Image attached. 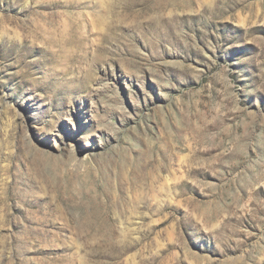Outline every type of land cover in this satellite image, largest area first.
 I'll use <instances>...</instances> for the list:
<instances>
[{"label": "rangeland", "instance_id": "374dc122", "mask_svg": "<svg viewBox=\"0 0 264 264\" xmlns=\"http://www.w3.org/2000/svg\"><path fill=\"white\" fill-rule=\"evenodd\" d=\"M0 264H264V0H0Z\"/></svg>", "mask_w": 264, "mask_h": 264}, {"label": "bare ground", "instance_id": "6f19581e", "mask_svg": "<svg viewBox=\"0 0 264 264\" xmlns=\"http://www.w3.org/2000/svg\"><path fill=\"white\" fill-rule=\"evenodd\" d=\"M56 258H57V256H55ZM55 258V259H56ZM68 258H65V257H63L62 259H60L61 261H65V260H67Z\"/></svg>", "mask_w": 264, "mask_h": 264}]
</instances>
